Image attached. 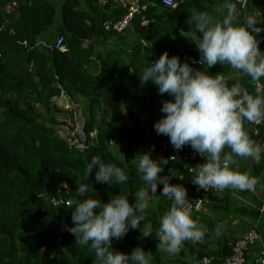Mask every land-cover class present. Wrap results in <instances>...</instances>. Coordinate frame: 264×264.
Masks as SVG:
<instances>
[{
	"label": "trees",
	"instance_id": "16d2710c",
	"mask_svg": "<svg viewBox=\"0 0 264 264\" xmlns=\"http://www.w3.org/2000/svg\"><path fill=\"white\" fill-rule=\"evenodd\" d=\"M190 2L177 0L169 9L160 0H141L143 8L119 33L111 25L128 5L116 0H58L53 30L51 0H0V264H167L155 251L167 217L182 230L174 241L181 250L196 252L198 260L211 256L208 264L230 255L234 240L223 223L228 201L215 191L196 212L220 213L217 247L205 250L196 240L199 227L182 211L181 196L191 192L182 156L196 149L214 167L224 159L234 167L240 149L264 132V120L256 134L251 130L264 107L237 112L235 106L237 91L260 95L253 80L264 79V7L255 10L258 2L247 0L244 15L232 17L231 29L244 24L257 51L250 69L230 76L221 53H204L197 73L183 79L178 57L198 56L201 35L213 36L204 24L197 46L182 47L195 24ZM59 35L61 50L52 47ZM54 75L67 97L86 108L81 147L54 129L61 124L56 112L73 117L54 103L60 96ZM205 77L218 80L223 93L200 94ZM162 143L169 145L163 151ZM263 163L264 148L247 177ZM142 191L149 204L135 198ZM51 197L68 204L52 205ZM54 219L64 221V231Z\"/></svg>",
	"mask_w": 264,
	"mask_h": 264
},
{
	"label": "crops",
	"instance_id": "0c3cea01",
	"mask_svg": "<svg viewBox=\"0 0 264 264\" xmlns=\"http://www.w3.org/2000/svg\"><path fill=\"white\" fill-rule=\"evenodd\" d=\"M121 3V5H130V4H139L141 0H116ZM177 2V0H175ZM181 1V0H179ZM234 1L236 0H209V3L204 0H191L190 3L194 6L192 9V15L195 19L194 28L187 32L181 43L183 41L182 47H196L197 46V37H198V27H202L204 24L213 31V36H210V39H216L223 44V47L220 49V53L225 58V61L231 67L230 76L238 77L240 73L244 70L251 68V61L253 57H246L238 44V31L234 32L231 29L232 17L243 14L235 13ZM247 1V0H246ZM258 3L255 5V10L264 7V0H256ZM237 2V1H236ZM245 8V6H244ZM264 10V8H262ZM261 12V10H260ZM244 15V14H243ZM242 25V24H241ZM187 35V36H186ZM108 43H111L110 40H107ZM198 56L202 53V48H198ZM257 52V51H256ZM262 66V63L259 64ZM218 81V80H216ZM237 85L239 82L237 81ZM238 88V87H237ZM61 95V94H60ZM55 105L58 107H66L67 102L62 103L56 98L54 101ZM64 117L68 114L61 113ZM264 148V132L261 134L260 138L254 141L249 148L240 149L242 151L241 156L238 158L237 166L229 167L226 171V175L219 182L218 188L215 191L221 197L226 196L228 203L227 213L225 215V231L229 234L234 241L240 239L245 235L249 230H254L256 233V238L248 243L244 250V256L247 260L255 259L259 252L264 250V213L259 211V204L264 198V163L258 165V172L250 177H247L249 172L252 170V160L259 159V153ZM259 164V163H258ZM242 178L251 179L253 183V191H247L240 184ZM189 192L188 190L184 192ZM143 194H146V191H142L137 194L135 198H138L140 204H149L146 200V197H143ZM189 197L191 198V192H189ZM222 203H224V198H221ZM221 207V206H220ZM221 226L222 223L217 221ZM223 228V227H222ZM220 229V228H219ZM218 232L213 238H202L198 240V243L203 246L205 250L214 249L217 247L216 237ZM197 238V237H196ZM158 241V240H157ZM159 242V241H158ZM175 244V243H174ZM171 244V245H174ZM198 244V247H199ZM161 245V244H160ZM162 246H164L162 244ZM169 246V245H165ZM185 258L187 260H176L173 262L171 259H163L167 264L170 263H189L196 264L199 262L196 258V252L189 253L185 248H183ZM188 253V254H187ZM140 256V252L138 253ZM209 259L207 264L210 262L211 256H202V258ZM227 257V256H226ZM141 259V256L139 257ZM146 258L144 257V260ZM224 258L222 259V261Z\"/></svg>",
	"mask_w": 264,
	"mask_h": 264
},
{
	"label": "built area",
	"instance_id": "2783aa9c",
	"mask_svg": "<svg viewBox=\"0 0 264 264\" xmlns=\"http://www.w3.org/2000/svg\"><path fill=\"white\" fill-rule=\"evenodd\" d=\"M237 6L235 7V13H243V9L246 0H236ZM162 6L173 9L176 6L175 0H160ZM138 4H130L127 8V12L119 20L115 21L111 25V29L115 32H121L126 26L130 17L137 13L139 9ZM145 20H141V24H145ZM245 25L242 24L238 28V44L240 45L244 55L246 57H253L256 55V49L249 44V42L244 37ZM202 27H198V32L202 33ZM63 37L57 36L52 47L54 49H62ZM201 45L202 53L200 56H193L187 53H183L178 57L177 70L183 79L189 78L192 74L197 73V69L203 64V54L208 53L212 56H218L220 49L223 44L216 39L207 38L205 35H201ZM254 91L260 95L251 96L247 93L238 94L237 101L235 102L237 112L242 110H260L264 107V79L255 78L253 80ZM199 93L205 97L208 96H218L223 93V88L218 85V83L209 78L205 77L203 85L199 88ZM264 120V115H259L256 117L251 125V130L253 134L258 132V126ZM111 143V140H109ZM77 145V144H76ZM78 147H81L77 145ZM169 145L162 143L161 151L166 149ZM187 148H185L186 150ZM174 155H167V160H173ZM182 162L184 163L183 168H187L190 174V185H191V199L195 201V206L193 209H199L204 201L206 194L216 191L219 182L226 175V170L228 167V161L226 159L222 160L218 166L214 167L210 161L203 158L202 152L200 150L191 149L187 150L182 156ZM159 183H165L166 177L164 175H159ZM242 186L247 191H253V183L251 179H242ZM151 186L150 189H153ZM50 202L52 205H58L61 203L68 204V200H62L61 198L51 197ZM259 211L264 213V198L259 204ZM182 230L179 226L175 224V219L167 217L161 221V228L157 231L156 238L163 245H171L181 236ZM256 238V233L254 230H249L240 239L234 241L231 247V253L224 258L222 264H264V250L260 251L258 256L253 260H247L244 256V250L248 243H251ZM209 259L201 258L196 264H207Z\"/></svg>",
	"mask_w": 264,
	"mask_h": 264
},
{
	"label": "rangeland",
	"instance_id": "374dc122",
	"mask_svg": "<svg viewBox=\"0 0 264 264\" xmlns=\"http://www.w3.org/2000/svg\"><path fill=\"white\" fill-rule=\"evenodd\" d=\"M51 2L53 3L55 7V14L53 16L52 24L50 27V29L53 30L59 23V17H58L59 4H58V0H51ZM109 40L110 42L112 41L111 38ZM181 44H183V41ZM107 47H108V41L105 42V45L103 46V48L105 49ZM57 98L62 103V106H63V103H66V102H70L73 105L78 106L80 115L86 110V108L82 105L80 98L76 100V103L72 102V100L69 97H63L60 95ZM64 108H69V106H66ZM56 113L57 114H55V117L57 121L59 122L61 121V124L54 125V129L56 130V132L61 136H64L66 132L72 133V131L76 129V121L73 119L74 117L72 118H70L69 116L64 117L61 113L59 112H56ZM143 197H146V194H143ZM200 209L204 210L203 203L201 204V207L199 209L196 210V209L191 208L189 211L191 221H193L195 225L199 227V229L194 228V232H196L197 234L196 235L197 242L198 240L202 238H207L208 236L209 238H213L217 232L219 233L220 225L217 223L216 219L219 220L221 218V215L219 212L204 211V214L200 212H196V211H199ZM222 222L223 220L220 221V223ZM180 247L181 246L179 244H174V245H169V246L158 245L156 246L155 251L159 253V256L161 257L162 260L163 259L165 260L167 258L169 259L173 258L171 259L173 262H175L176 260H181V259L187 260V258H185V255H184V251L181 250ZM140 256H141V260L144 263L146 259L144 260L143 253L140 252Z\"/></svg>",
	"mask_w": 264,
	"mask_h": 264
},
{
	"label": "water",
	"instance_id": "95a60500",
	"mask_svg": "<svg viewBox=\"0 0 264 264\" xmlns=\"http://www.w3.org/2000/svg\"><path fill=\"white\" fill-rule=\"evenodd\" d=\"M55 77V86L60 90V94L63 97H67L66 93L63 91V86L59 83V79L56 75ZM67 106L72 110L73 119L76 121V129L72 131V133H67L63 136L69 143H76L79 146H83V144L86 142V136L83 131V118L79 114L78 106L73 105L70 102H67ZM182 211L185 213H189L191 208H194L195 201L189 197V192H186L185 194H182ZM54 222L59 224L61 227V231H64L66 228V225L63 220H56L54 219Z\"/></svg>",
	"mask_w": 264,
	"mask_h": 264
}]
</instances>
